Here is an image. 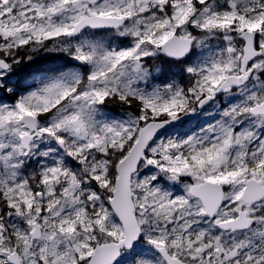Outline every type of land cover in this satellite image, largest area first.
<instances>
[{"label":"snow or ice","instance_id":"obj_1","mask_svg":"<svg viewBox=\"0 0 264 264\" xmlns=\"http://www.w3.org/2000/svg\"><path fill=\"white\" fill-rule=\"evenodd\" d=\"M0 264H264V0H0Z\"/></svg>","mask_w":264,"mask_h":264}]
</instances>
